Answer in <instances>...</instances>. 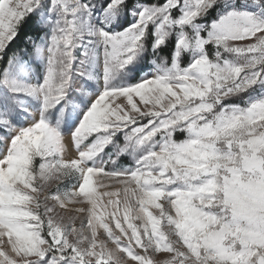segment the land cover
Here are the masks:
<instances>
[{"label": "snow or ice", "instance_id": "snow-or-ice-1", "mask_svg": "<svg viewBox=\"0 0 264 264\" xmlns=\"http://www.w3.org/2000/svg\"><path fill=\"white\" fill-rule=\"evenodd\" d=\"M0 264H264V0H0Z\"/></svg>", "mask_w": 264, "mask_h": 264}, {"label": "rangeland", "instance_id": "rangeland-1", "mask_svg": "<svg viewBox=\"0 0 264 264\" xmlns=\"http://www.w3.org/2000/svg\"><path fill=\"white\" fill-rule=\"evenodd\" d=\"M237 2H239V0H237ZM224 11H227L226 8H224ZM129 17L127 15H125L120 23L123 24V26H127V23L129 21ZM117 30H119V25L116 26ZM36 63H40V61H37ZM42 64H41V68H42ZM149 69L152 68V65L148 66ZM86 86L90 87V90H94L96 88L95 83L92 80H88L86 82ZM76 95H80L79 93H77ZM138 99V98H136ZM81 109H83V105L79 103V101H75L73 106L69 108L68 112L65 113V115L63 117L60 116L59 112H54L52 117H51V122L54 125H60V130L62 133L67 134L70 131H73L75 129V127L78 125L79 123V119L81 118ZM29 120H24L23 124L21 126H27ZM111 147V146H110ZM72 148L74 149V145H72ZM109 149H106L105 151H109ZM74 156L78 155V153L74 152L72 153ZM77 226H80V220L78 219L76 221ZM158 257H162L164 259L167 258V254L164 253H160L157 254Z\"/></svg>", "mask_w": 264, "mask_h": 264}, {"label": "trees", "instance_id": "trees-1", "mask_svg": "<svg viewBox=\"0 0 264 264\" xmlns=\"http://www.w3.org/2000/svg\"><path fill=\"white\" fill-rule=\"evenodd\" d=\"M221 11H224V8L221 9ZM220 12H216L215 15L213 16V18H216L220 15ZM207 19V18H206ZM23 39V30H22V34L20 37L17 38V40H22ZM17 47V41H13L12 45L9 46V51L11 52V50L13 48Z\"/></svg>", "mask_w": 264, "mask_h": 264}]
</instances>
